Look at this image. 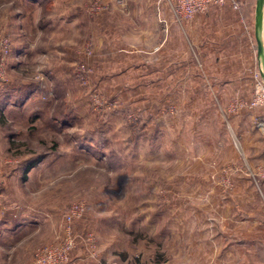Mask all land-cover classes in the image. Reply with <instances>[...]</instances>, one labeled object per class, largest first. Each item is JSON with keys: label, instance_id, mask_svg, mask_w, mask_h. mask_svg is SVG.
<instances>
[{"label": "rangeland", "instance_id": "obj_1", "mask_svg": "<svg viewBox=\"0 0 264 264\" xmlns=\"http://www.w3.org/2000/svg\"><path fill=\"white\" fill-rule=\"evenodd\" d=\"M38 1L0 0L1 192L30 228L16 263L72 238L67 264H264V162L243 139L257 131L264 150V107H250L257 0L212 7L237 31L221 34L223 65L210 67L235 66L228 100L184 75L198 62L180 28L166 42L154 17L165 2L172 12L166 0Z\"/></svg>", "mask_w": 264, "mask_h": 264}, {"label": "crops", "instance_id": "obj_2", "mask_svg": "<svg viewBox=\"0 0 264 264\" xmlns=\"http://www.w3.org/2000/svg\"><path fill=\"white\" fill-rule=\"evenodd\" d=\"M163 3L164 2L161 4ZM159 8H161L163 12H155L154 17L156 21L165 24V26H163L167 33L165 38L166 42L168 39H170V41L172 40L174 28H180L182 39H186L191 49V52H189V50L185 52L186 57H188L189 53H192L194 57H196V62H198L196 66L195 64L190 65L188 62V64L182 68L184 75L186 74V78H192L191 83H196L197 85L201 84V82L207 83L206 85L210 86L212 95L216 100H228L231 97H236L238 93L235 90L240 88L242 84L236 79L237 70L235 66L227 65L226 68H223L226 70V73L223 74L219 72L215 73L214 71L210 72V67L213 69L215 65L217 66V70H219V67L223 65L220 63V57L224 54L218 52V47L221 45L220 41H222L221 34L225 33L224 31L227 29L228 35L232 33L236 40V27L230 23L227 24L224 22L222 11H219L218 8H212L206 13L198 14L193 20L186 23L177 21L175 15L168 9V4L166 2L163 6L159 5ZM157 10L158 8L156 11ZM175 21L178 24H175ZM233 44L235 45V42H233ZM194 46L197 48L196 51L193 48ZM186 60L189 61L188 58H186ZM212 60L215 61L216 64H208V61ZM158 70L159 67L154 69L155 83H157L158 80ZM164 72H167V66L164 67ZM193 78L196 79L193 81ZM188 81L189 80L186 82L188 83ZM220 88L223 90L222 94L219 92ZM223 94L224 96H221ZM251 118V116L246 118L249 126H251ZM250 129L247 133L249 136L246 134L243 135V139H245L246 156L247 158L250 157L249 159L252 160V163L262 164L264 162L262 136L257 131ZM251 137L254 139L250 141V143L246 142ZM1 190L3 193L7 192L8 185L5 183V179L0 177V264H17L16 262L18 261L26 262L30 256L28 253L30 247L28 239L26 236H23V234L30 229L28 228L29 225H27L29 216L22 206L18 208L16 207L17 205H14L11 209L7 208L4 205ZM33 224L35 228L39 229L40 223L34 222Z\"/></svg>", "mask_w": 264, "mask_h": 264}, {"label": "built area", "instance_id": "obj_3", "mask_svg": "<svg viewBox=\"0 0 264 264\" xmlns=\"http://www.w3.org/2000/svg\"><path fill=\"white\" fill-rule=\"evenodd\" d=\"M177 21H191L196 15L206 13L212 7H224L229 6L234 11H241V5L237 0H166ZM248 34L250 32L248 31ZM1 53L6 56L9 53L10 45L7 39L0 42ZM5 58V57H3ZM263 68L260 66V70L256 72L255 82V95L253 100L250 102L251 108L264 107V80L262 78ZM262 131L264 132V123L261 124ZM85 210L83 203H78L72 206L69 214H66L65 220L71 224L75 219L79 218ZM70 230V229H69ZM71 231V230H70ZM69 231V232H70ZM66 248L60 250L54 248V250H40L37 254V264H67L68 255L66 250L69 252L74 247V240L69 238L66 243ZM57 253H56V252Z\"/></svg>", "mask_w": 264, "mask_h": 264}, {"label": "water", "instance_id": "obj_4", "mask_svg": "<svg viewBox=\"0 0 264 264\" xmlns=\"http://www.w3.org/2000/svg\"><path fill=\"white\" fill-rule=\"evenodd\" d=\"M255 39L257 42V58L263 68L264 80V0H257L255 14Z\"/></svg>", "mask_w": 264, "mask_h": 264}, {"label": "trees", "instance_id": "obj_5", "mask_svg": "<svg viewBox=\"0 0 264 264\" xmlns=\"http://www.w3.org/2000/svg\"><path fill=\"white\" fill-rule=\"evenodd\" d=\"M36 164V162H31V164H30V162L28 163V166H27V170L29 169V168H32V167H34V165ZM26 170V171H27Z\"/></svg>", "mask_w": 264, "mask_h": 264}]
</instances>
